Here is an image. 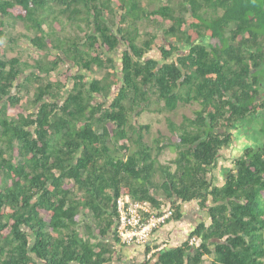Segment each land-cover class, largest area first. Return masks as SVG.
Returning a JSON list of instances; mask_svg holds the SVG:
<instances>
[{
  "label": "trees",
  "instance_id": "obj_1",
  "mask_svg": "<svg viewBox=\"0 0 264 264\" xmlns=\"http://www.w3.org/2000/svg\"><path fill=\"white\" fill-rule=\"evenodd\" d=\"M0 40V264L109 261L121 194L206 214L139 264H264V138L221 158L264 110V0H0ZM193 104L145 141L142 112Z\"/></svg>",
  "mask_w": 264,
  "mask_h": 264
},
{
  "label": "rangeland",
  "instance_id": "obj_2",
  "mask_svg": "<svg viewBox=\"0 0 264 264\" xmlns=\"http://www.w3.org/2000/svg\"><path fill=\"white\" fill-rule=\"evenodd\" d=\"M157 4H158L157 2L154 3L155 6ZM61 27L63 28L62 25ZM58 28L59 27L56 26V31L58 30ZM2 29L3 31L9 30L13 32L15 35L24 32V30L22 29V25L20 23H16V24L9 23L6 24V26H4ZM57 33L59 35L63 34V32L59 33V31H57ZM3 43H6V41L0 40V46ZM2 46L6 48V54L8 56L21 55L23 58H28L31 44H29V42H27L25 38H21L19 46L12 45L11 48L10 45L7 44H4ZM153 52L154 54H157L155 50H153ZM69 68L71 67L67 62V64H64L63 66V71L69 73V71H67ZM257 72L260 75V78L264 79V66H262V68H260ZM98 76H101V74L99 73ZM58 78L59 77L56 74V76H54V79H58ZM262 85L264 86V80L262 81ZM115 89L116 88H114L113 91H115ZM262 96L264 97V91L262 92ZM195 108H197V104L179 105L174 111L163 114L151 113L147 111L142 112V114L139 116L138 119L139 123L149 124V130L148 132H146V135L144 136L145 141L148 144H153L155 139L158 138L159 135L167 136L169 134V131L167 129V119L170 118L172 120L179 122L182 119L183 115L192 116L193 110ZM13 113H14L13 109H11L10 114L12 115ZM238 126L239 128L237 129V133L240 135V139L242 140V142L247 145L255 146L264 138V110L257 113L256 115H253L249 120H244L243 122L238 124ZM174 155H175L174 152L166 148L159 154L158 158L162 163H166L169 161V159L173 158Z\"/></svg>",
  "mask_w": 264,
  "mask_h": 264
},
{
  "label": "crops",
  "instance_id": "obj_3",
  "mask_svg": "<svg viewBox=\"0 0 264 264\" xmlns=\"http://www.w3.org/2000/svg\"><path fill=\"white\" fill-rule=\"evenodd\" d=\"M238 143H243L240 139L234 140L233 145L223 150L221 158H235ZM221 159V160H222ZM221 172L216 169V176L221 180ZM221 182V181H220ZM206 220V214L200 209L196 201L185 202L181 205V216L177 220L169 219L164 224L154 230L148 242L150 251L147 256L144 253V245L141 244H122L120 241L113 240L111 235L106 236L104 240L108 241L111 251L110 260L103 264H139L151 253L161 249L164 246L173 247L180 244L187 237L190 230L199 222ZM208 223V219L206 224ZM35 264H46L44 260L34 258Z\"/></svg>",
  "mask_w": 264,
  "mask_h": 264
},
{
  "label": "built area",
  "instance_id": "obj_4",
  "mask_svg": "<svg viewBox=\"0 0 264 264\" xmlns=\"http://www.w3.org/2000/svg\"><path fill=\"white\" fill-rule=\"evenodd\" d=\"M117 216L115 229L122 244H141L148 242L150 236L172 215L168 207H160V212L148 202H139L128 194H121L115 200ZM194 238L190 240L192 242Z\"/></svg>",
  "mask_w": 264,
  "mask_h": 264
},
{
  "label": "water",
  "instance_id": "obj_5",
  "mask_svg": "<svg viewBox=\"0 0 264 264\" xmlns=\"http://www.w3.org/2000/svg\"><path fill=\"white\" fill-rule=\"evenodd\" d=\"M197 42V41H196Z\"/></svg>",
  "mask_w": 264,
  "mask_h": 264
}]
</instances>
